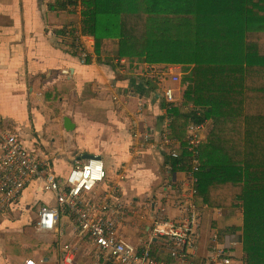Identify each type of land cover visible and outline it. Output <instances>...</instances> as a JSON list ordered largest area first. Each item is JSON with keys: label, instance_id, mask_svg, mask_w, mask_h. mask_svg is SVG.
<instances>
[{"label": "crops", "instance_id": "crops-1", "mask_svg": "<svg viewBox=\"0 0 264 264\" xmlns=\"http://www.w3.org/2000/svg\"><path fill=\"white\" fill-rule=\"evenodd\" d=\"M57 5V0H0V132L15 134L42 161L41 173L27 183L20 199L0 212V264L31 259L35 264H66V253L74 256L71 264H100L93 239L57 202L55 193L44 189L47 176L55 175L63 185L72 166L82 164L88 155L101 156L107 173L103 187L89 197L98 202L113 185L121 189L120 196H111L113 204L122 203L127 211L119 233L140 248L150 235L149 226L137 218L142 204L150 203L143 206L150 215L153 198L161 197L167 214L175 218L183 215L188 202L183 169L161 146L160 136L168 117L165 90L173 88L174 103L181 102L194 64L158 66L119 59L113 39L90 36L93 57L81 63L65 29L70 23L81 26V10L73 14ZM175 73L181 76L179 82L172 81ZM202 102L189 106L198 116L207 112L208 93ZM66 117L75 125L73 133L64 127ZM203 122L200 146L209 135L211 120ZM1 144L0 137V155ZM184 147V142L175 144L186 158L189 152L185 147L184 154ZM40 206L60 207L56 229L38 227ZM198 208L200 239L189 264H209L212 221L218 219L214 211L221 208ZM240 231L221 237L235 254L231 244L243 242ZM170 247L164 239H153L152 255L158 264L174 260Z\"/></svg>", "mask_w": 264, "mask_h": 264}, {"label": "trees", "instance_id": "trees-1", "mask_svg": "<svg viewBox=\"0 0 264 264\" xmlns=\"http://www.w3.org/2000/svg\"><path fill=\"white\" fill-rule=\"evenodd\" d=\"M57 3L73 14L80 3L83 34L113 39L119 59L194 64L183 100L170 111L165 104L171 135L184 142L191 122L211 120L199 146L197 205L221 208L212 232L241 230L242 258L264 264V0ZM205 93L210 103L198 116L189 106Z\"/></svg>", "mask_w": 264, "mask_h": 264}, {"label": "built area", "instance_id": "built-area-1", "mask_svg": "<svg viewBox=\"0 0 264 264\" xmlns=\"http://www.w3.org/2000/svg\"><path fill=\"white\" fill-rule=\"evenodd\" d=\"M81 10V4L76 7ZM66 35L72 36L75 51L81 63H87L93 57L89 36L83 34L79 24L66 27ZM172 81L179 82V73L172 74ZM106 91V89H104ZM107 92V91H106ZM166 106L170 111L175 105V91L173 88L165 90ZM165 129L160 136V144L175 159L176 165L183 167L184 184L188 186V202L183 209V215L171 217L167 214L166 202L161 197L152 200L154 216L151 217L143 206L137 213L142 225L149 226L150 235L140 248L129 242L119 233L123 222L125 207L122 203L113 204L111 196L121 195V189L113 185L112 190L104 192V196L95 202L89 194L96 188L103 187L107 177L105 160L98 155L87 158L82 164L74 165L61 185L58 178L50 174L45 178L44 189L53 192L59 204L65 205L75 216L78 227L87 232L93 239L100 264H158L152 255L153 239H164L171 244L170 254L174 260L163 264H189L190 253L196 250L201 228V212L196 203L199 185V171L201 169L199 146L202 142L204 122H191L186 138V149L189 152L185 159L175 148L180 140L171 135V116L167 115ZM2 138L0 155V212L7 206L20 199L27 183L41 173L42 161L38 156L26 148L22 141L13 133L0 132ZM147 141V140H146ZM168 170H174V165L167 164ZM123 177V176H122ZM124 189V186H121ZM97 203V204H96ZM217 217L223 213L222 209H215ZM61 209L59 206L43 207L39 212L37 225L40 229L51 231L60 224ZM65 248L71 253V248ZM235 253L221 240L218 233H213L210 239L209 264H247L242 257ZM240 256V255H237ZM72 255L64 256V262L71 264ZM24 264H35L28 260Z\"/></svg>", "mask_w": 264, "mask_h": 264}, {"label": "rangeland", "instance_id": "rangeland-1", "mask_svg": "<svg viewBox=\"0 0 264 264\" xmlns=\"http://www.w3.org/2000/svg\"><path fill=\"white\" fill-rule=\"evenodd\" d=\"M72 24L74 23H70L69 25L71 26ZM217 24V23H216ZM219 25V23H218ZM7 130V129H5ZM11 132V131H10ZM42 206V205H41ZM41 206L39 207L41 209ZM211 215V212L209 210L206 211V215ZM241 232V231H240ZM144 237L146 238L148 236V233L147 232H144ZM213 235V232L211 234V237ZM211 239V238H210ZM231 246L233 247V249L236 251L237 254H242L243 251H244V243L243 242H238L236 244L232 243Z\"/></svg>", "mask_w": 264, "mask_h": 264}, {"label": "water", "instance_id": "water-1", "mask_svg": "<svg viewBox=\"0 0 264 264\" xmlns=\"http://www.w3.org/2000/svg\"><path fill=\"white\" fill-rule=\"evenodd\" d=\"M64 127H65L66 131H69V132L73 133L75 125L73 124V121L71 120V118L66 117L64 119ZM88 157H93V156L92 155H88ZM150 216L151 217L154 216V211H151Z\"/></svg>", "mask_w": 264, "mask_h": 264}]
</instances>
